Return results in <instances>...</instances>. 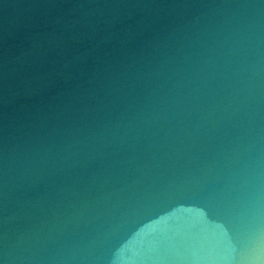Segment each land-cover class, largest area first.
<instances>
[{
	"label": "water",
	"instance_id": "95a60500",
	"mask_svg": "<svg viewBox=\"0 0 264 264\" xmlns=\"http://www.w3.org/2000/svg\"><path fill=\"white\" fill-rule=\"evenodd\" d=\"M0 264H264V0H0Z\"/></svg>",
	"mask_w": 264,
	"mask_h": 264
}]
</instances>
